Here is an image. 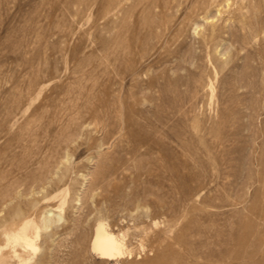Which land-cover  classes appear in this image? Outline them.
<instances>
[{
	"label": "rangeland",
	"instance_id": "1",
	"mask_svg": "<svg viewBox=\"0 0 264 264\" xmlns=\"http://www.w3.org/2000/svg\"><path fill=\"white\" fill-rule=\"evenodd\" d=\"M0 174V264H146L145 241L90 252L97 207L124 239L139 219L188 261L258 264L264 0H0Z\"/></svg>",
	"mask_w": 264,
	"mask_h": 264
},
{
	"label": "bare ground",
	"instance_id": "2",
	"mask_svg": "<svg viewBox=\"0 0 264 264\" xmlns=\"http://www.w3.org/2000/svg\"><path fill=\"white\" fill-rule=\"evenodd\" d=\"M196 1V0H195ZM198 1V0H197ZM214 1V0H213ZM219 1V0H218ZM166 3V2H165ZM204 5V3H203ZM217 5V4H216ZM156 6V5H155ZM188 6V5H187ZM194 6V5H193ZM185 11V10H184ZM186 12V11H185ZM199 12V11H198ZM191 19V18H190ZM166 20V19H165ZM144 21H147V20H144ZM151 21V20H150ZM168 21V20H167ZM189 21V20H188ZM148 22V21H147ZM186 22V21H185ZM144 23V22H143ZM161 23V22H160ZM167 23V22H166ZM150 24V23H148ZM164 24V23H163ZM145 25V24H144ZM153 25V24H152ZM154 27V25H153ZM148 28V27H147ZM151 28V27H150ZM161 28V26H160ZM167 28V27H166ZM168 29V28H167ZM152 30V29H151ZM169 31V30H168ZM167 31V32H168ZM156 32V31H155ZM166 32V33H167ZM165 33V32H164ZM161 34V33H160ZM175 35V34H174ZM162 36V34H161ZM164 36H166L164 34ZM161 38V37H160ZM172 39V37H169ZM211 39V38H210ZM156 40V39H155ZM252 40V39H251ZM157 41V40H156ZM168 42V41H167ZM171 42V41H170ZM156 44V43H155ZM158 45V44H156ZM169 45V43H168ZM164 46V45H163ZM167 49V48H165ZM149 50V49H148ZM163 50V49H162ZM138 51V49H137ZM142 51V50H141ZM159 51V50H158ZM144 52V51H143ZM163 52V51H162ZM165 52V51H164ZM141 53V52H140ZM139 53V54H140ZM240 53V52H239ZM144 55V53H143ZM158 55V54H157ZM138 56V54H137ZM142 56V55H141ZM149 56V55H147ZM140 58V57H139ZM145 59V58H144ZM142 60V59H141ZM159 62V61H158ZM223 63V62H222ZM228 63V62H227ZM156 67V66H155ZM208 68V67H207ZM148 69V68H147ZM146 70V69H145ZM163 70V69H162ZM140 71V70H139ZM198 73V72H197ZM196 74V73H195ZM139 75V74H138ZM189 76V75H188ZM240 77V76H239ZM150 78V77H149ZM235 79V78H234ZM188 80V79H187ZM207 80V79H206ZM249 80V79H248ZM190 83V82H189ZM196 83H198L196 81ZM187 84V83H186ZM149 85V84H148ZM178 85V84H177ZM247 85V84H246ZM179 86V85H178ZM151 87V86H149ZM152 88V87H151ZM188 88V87H187ZM205 89H206V86H205ZM184 90V89H183ZM171 91V90H170ZM171 94V93H170ZM184 96V95H183ZM185 97V96H184ZM158 98V97H157ZM160 102V101H159ZM101 103V102H100ZM164 103V102H163ZM196 103V102H195ZM161 104V103H160ZM164 105V104H163ZM179 106V105H178ZM90 108V106H88ZM87 108V107H86ZM92 108V106H91ZM171 109V108H170ZM92 110V109H91ZM91 112V111H90ZM89 113V112H88ZM94 113H96L94 111ZM174 113V112H172ZM90 117V116H89ZM89 119V118H88ZM102 119V118H101ZM92 120V119H91ZM19 123V122H18ZM21 126V125H20ZM25 126V125H24ZM182 144V143H181ZM45 166V165H44ZM42 167V171L38 174H36V178H34L33 181L37 182V183H44L45 181L48 182V181H51L52 177L51 175L54 174V167L55 165H47L45 167ZM124 170V169H123ZM4 175L3 174H0V182L2 180H4ZM9 183H7V186L4 190V188L2 189V191H0V200L3 201V199L5 198V194L7 193V190L9 188ZM13 186V184H11ZM44 185V184H43ZM4 186V185H3ZM13 188V187H12ZM7 190V191H6ZM149 194V193H148ZM2 201H0V203H2ZM257 205V204H256ZM254 206V204H253ZM255 209V208H254ZM94 214H95V218H94V223H93V227L91 229V237H90V241H89V246L90 247V252L92 251L93 253H95L97 255L98 258H101V259H105V260H113V259H116V258H123L125 256H129L130 255V251L128 250V243L129 242H132L134 241L135 243H137V245L139 246H142V241H145V245L146 247L149 249V251H152L153 252V256H151V258H149L148 262H146V264H197L196 260L192 259V261H188L187 259H184L182 256V254H180L181 256H178L177 253L173 250L172 248V245L171 244H168L167 242H165V238L160 236V235H149L148 233H146L145 231L143 230H138L139 227V219H133V222L129 225H131L130 228L134 229V232H131L128 236V239H124V237L122 235H118V234H115L113 232V226L115 225V223H110L107 219H106V212L105 210L103 209V207H97L95 210H94ZM48 211H46V215H47ZM16 218H20V214L18 212L15 213L14 215ZM53 217V216H52ZM51 217V218H52ZM61 217V216H60ZM50 216H45L44 217V220H43V227L47 229L48 227V224L50 222ZM143 222V221H142ZM117 224V223H116ZM253 222L252 223H249L247 225V229L248 230H251L252 227H253ZM75 225L77 226L76 223H74V227ZM246 225V224H245ZM244 225V226H245ZM258 224H256L257 226ZM237 227V226H236ZM235 227V228H236ZM232 228V227H230ZM234 228V229H235ZM45 229V230H46ZM242 231L240 232H243L244 230L241 229ZM235 231V230H234ZM239 231V230H238ZM247 231V230H246ZM246 231H245V234H246ZM239 232V233H240ZM233 233V232H232ZM256 232H253V234H255ZM260 233V232H259ZM241 234V233H240ZM125 235V234H124ZM197 235V234H196ZM248 235V234H247ZM252 235V234H251ZM238 236V235H237ZM181 237L183 236H180L178 235L176 237V242H181ZM240 237V239L238 240V238ZM251 239V237H249ZM257 239V238H256ZM82 240V239H81ZM167 240V239H166ZM183 240V239H182ZM199 240V239H198ZM228 240V239H226ZM235 240H238V243L237 241H235V245H237V254L236 256L238 258H250L254 255V253H257L258 250L260 249V244L261 242L259 243L258 240H259V236H258V239L257 240H253V241H250L249 239L245 237H242L241 238V235H239L237 237V239ZM80 241V239H79ZM173 241V240H172ZM184 241V240H183ZM186 242V241H184ZM183 242V245H185ZM225 242V241H224ZM182 243V242H181ZM220 243V242H219ZM201 244V243H200ZM226 244V243H225ZM263 244V243H262ZM28 247L31 246L29 243H27ZM173 246H176L173 244ZM227 246V245H225ZM232 246V244H231ZM263 246V245H262ZM261 246V248H262ZM180 247V246H178ZM177 247V248H178ZM188 247V245H187ZM186 247V249H187ZM203 246H201L202 248ZM32 248H34L32 246ZM198 248V247H197ZM204 248V247H203ZM146 249V248H144ZM180 250V249H179ZM185 250V249H184ZM200 250V249H199ZM205 250V249H204ZM143 251V250H142ZM181 251V250H180ZM187 251V250H186ZM257 251V252H256ZM264 251V249H263ZM145 252V250L143 251ZM147 252V250H146ZM178 252V251H177ZM190 252V251H189ZM193 252V250H192ZM220 252V251H219ZM261 252V251H260ZM150 253V252H149ZM204 253V252H203ZM215 253V252H214ZM184 254V253H183ZM195 254V253H194ZM202 252L199 254L201 255ZM218 254V253H217ZM233 254V256H234ZM258 254V253H257ZM262 254V258L260 261H258L259 263L258 264H264V253H261ZM188 255V254H187ZM190 255V254H189ZM226 255V254H225ZM224 255V256H225ZM146 256V255H145ZM191 256V255H190ZM197 256V255H196ZM223 255H221V258ZM231 256V255H230ZM260 256V255H258ZM189 257V256H187ZM232 257V256H231ZM255 257V256H254ZM147 258V257H146ZM203 258V257H202ZM220 258V259H221ZM145 259V258H144ZM190 259V258H189ZM223 260V259H222ZM222 260H220L219 262H221ZM235 260V259H234ZM242 260V259H241ZM258 260V259H256ZM147 261V260H146ZM224 261V260H223ZM244 261V260H243ZM249 261V260H247ZM211 262V260H210ZM199 263V262H198ZM216 261L213 263L215 264ZM223 263V262H221ZM249 263V262H248ZM247 263V264H248ZM207 264V263H206Z\"/></svg>",
	"mask_w": 264,
	"mask_h": 264
}]
</instances>
